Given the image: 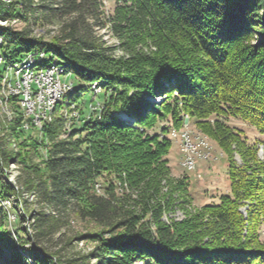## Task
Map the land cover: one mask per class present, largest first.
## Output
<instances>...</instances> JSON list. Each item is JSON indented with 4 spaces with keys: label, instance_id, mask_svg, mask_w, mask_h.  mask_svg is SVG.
Wrapping results in <instances>:
<instances>
[{
    "label": "trees",
    "instance_id": "obj_1",
    "mask_svg": "<svg viewBox=\"0 0 264 264\" xmlns=\"http://www.w3.org/2000/svg\"><path fill=\"white\" fill-rule=\"evenodd\" d=\"M120 1L105 14L102 0H0L1 19L59 23L50 40L0 26L5 51L50 52L42 62L65 65L104 93L101 108L85 119L80 107L70 117L59 104L42 126L44 141L17 122L18 150L11 153L0 140V159L21 163L22 190L48 210L31 216L37 242L71 212L115 232L100 239L101 264H264V0ZM102 29L118 44L107 45ZM84 89H75L71 102ZM185 115L226 153L230 180L217 202L192 208L188 177H173L167 158L169 129L182 126ZM229 117L262 137L248 140ZM76 119H84L79 128ZM0 188L3 196L12 191ZM175 208L185 217L165 223L163 214ZM5 226L0 206V258L9 250L0 264H32ZM34 251L35 262L50 264Z\"/></svg>",
    "mask_w": 264,
    "mask_h": 264
},
{
    "label": "rangeland",
    "instance_id": "obj_2",
    "mask_svg": "<svg viewBox=\"0 0 264 264\" xmlns=\"http://www.w3.org/2000/svg\"><path fill=\"white\" fill-rule=\"evenodd\" d=\"M102 1L105 14L111 13L116 4L122 2L120 0ZM6 20H8V23L6 25L0 23V26H11L17 30H26L31 35L40 36L47 40L52 39L59 29V23L50 22L49 20H44L43 24H35L31 18L28 20L22 18ZM100 34L102 40L105 41L107 45L115 46L118 44L117 39L111 35L110 32H107V30H100ZM11 48H13V46ZM5 49V46L0 47V55L5 56L6 59L9 57L14 59L21 58L11 56V54L8 51H5ZM119 53H121V51L116 48L115 54ZM51 57L52 54L46 52L43 59L46 60ZM53 59L55 60V58ZM7 66L8 60H5L0 65V76L11 79L13 76V68H8ZM67 80L73 82L74 92L80 85L86 86V89H84L82 95L75 100V104L71 102L70 99L74 92L72 94L64 93L60 101L61 105H59V110L65 115L69 112L71 117L78 115V108L80 107L82 109L81 117L84 119L91 113V111L93 113L98 112L101 108L100 102H103L104 100V93L101 92V89L96 92V90L92 88L93 83L90 88L87 81L71 74V71L67 76ZM1 88L2 87H0V91ZM159 98L160 97H158V99ZM56 110L52 113L51 121L56 115ZM186 117L188 118V116L185 115L184 120ZM17 118H19V121ZM22 118L23 122H21ZM84 119L78 121L77 119L74 120L75 127H81L84 123ZM227 120L230 125L242 129L250 141L262 137L252 125H249L242 120L233 117H229ZM16 122L20 124L21 128L24 122L27 123V128H22L24 134L29 130L28 133H30L36 141L45 140L44 132L41 131L42 127L39 128L37 125L35 126V124H30V118L24 117L22 110L19 109L17 104L15 105L14 103L13 105V103L8 102L7 105V101L6 103L1 102L0 140L4 141L3 147L5 149L7 148L11 153L18 150V137L22 136V134H17L18 136L16 133L14 134L12 128H17ZM133 122L134 121L132 120L128 123ZM190 123L189 126L191 131L206 137L211 145L212 153L217 156L216 159H196V166L193 169L186 168L182 164L183 147L180 145L179 138H172L170 136V131L176 127H170L168 134L173 139V142L167 155L168 164L170 165L173 177L179 178L184 174L188 177V192L192 197L189 206L192 208L210 202H217L220 194L229 191L230 180L228 177V158L226 153L218 148L211 138L196 128L191 120ZM175 130L180 131L181 127L176 128ZM43 149L45 150V147ZM31 154L33 163H39L41 157L35 153ZM258 155L260 157L263 155L261 148H258ZM233 158L237 163L241 162L238 154L235 153ZM21 167V163L17 164L15 160H9L8 165L5 166L0 159V186H2V184H8L12 187V191L9 193L10 195H0V206L6 211L5 227L9 231L17 250L22 254L23 259L32 264H39L38 262H35L32 257V248L34 247L36 250L34 252L44 255L48 258L50 264H101V260L96 254L99 251L97 246L100 244V239L111 237L115 232L113 234L109 233L108 229H111V227L100 225L89 218H80L74 213L68 212V216L62 218L60 221L62 225L53 232V234L44 239L43 242L41 241L40 244L37 242L36 226L33 223L31 216L34 212L46 210V208L43 207L42 203L36 201V197H34L33 194L22 190L20 184L21 181L19 182V180H17ZM123 186L126 187V183H124ZM118 191H121V189H118ZM97 192H101L98 186ZM47 211L48 210H46V212ZM241 211L245 214V206L241 207ZM184 217L185 215L183 211L180 208H175L173 212L163 214L162 220L165 223H169L171 218L174 220H182ZM17 229L21 232L22 238L17 237ZM8 255L9 250L4 248V255L1 257L5 258ZM139 262L141 263V261ZM102 264L107 263L102 262Z\"/></svg>",
    "mask_w": 264,
    "mask_h": 264
},
{
    "label": "bare ground",
    "instance_id": "obj_3",
    "mask_svg": "<svg viewBox=\"0 0 264 264\" xmlns=\"http://www.w3.org/2000/svg\"><path fill=\"white\" fill-rule=\"evenodd\" d=\"M0 23L6 25L8 20L0 19ZM6 42L2 35H0V47L5 46ZM40 51V50H39ZM44 52V51H43ZM43 52H40L37 56L33 53H28L22 56L20 59H14L0 55V65L8 60V68H13V76L11 79L0 76V103L7 101L10 103L17 104L19 109L22 110L24 117H28L31 120L30 124H35L39 128L42 124L50 122L52 119V113L56 107L61 104V98L64 93L72 94L74 92V85L71 80H67L69 70L65 65L57 64L54 62L44 63L41 58L44 56ZM37 53V51H36ZM15 56H17L15 54ZM42 74V80H38V73ZM63 76V78H62ZM27 78V79H24ZM92 88L99 91L101 88L94 82ZM53 89L54 92H53ZM21 98V99H20ZM158 99V97H157ZM161 100V99H160ZM13 115V112H12ZM126 123L132 121L127 116H121ZM23 122V118L21 119ZM185 126V133H182V126L180 131L172 129L170 136L172 138H179L180 145L183 147V140H185V134L189 135L194 142H199L211 150L206 137L199 133L191 131L189 126L190 121L186 117L183 121ZM191 124V123H190ZM27 128V123L22 124V128ZM186 168L193 169L192 164L182 163Z\"/></svg>",
    "mask_w": 264,
    "mask_h": 264
},
{
    "label": "built area",
    "instance_id": "obj_4",
    "mask_svg": "<svg viewBox=\"0 0 264 264\" xmlns=\"http://www.w3.org/2000/svg\"><path fill=\"white\" fill-rule=\"evenodd\" d=\"M42 74H47V73H43V72L38 73L39 81L42 80ZM54 90L55 89H53V92ZM185 126L187 125L184 122L182 124V133H185ZM182 158L185 161V163L192 164L194 168L196 166V159L209 160V159H216L217 156L214 155L212 151L209 150L208 147L201 145L199 142H194V140L191 137H189V135L185 134V140H183Z\"/></svg>",
    "mask_w": 264,
    "mask_h": 264
}]
</instances>
